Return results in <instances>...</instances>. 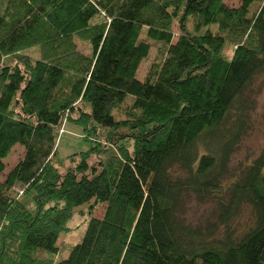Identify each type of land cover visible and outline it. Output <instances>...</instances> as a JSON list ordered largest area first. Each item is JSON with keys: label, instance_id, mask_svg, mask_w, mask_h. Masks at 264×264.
<instances>
[{"label": "trees", "instance_id": "1", "mask_svg": "<svg viewBox=\"0 0 264 264\" xmlns=\"http://www.w3.org/2000/svg\"><path fill=\"white\" fill-rule=\"evenodd\" d=\"M147 39L163 52L140 79ZM263 72L264 0H0V175L26 149L0 181V264H264V148L228 179ZM67 120L92 146L62 172ZM186 195L215 200L216 221L188 223ZM92 200L103 217L55 260Z\"/></svg>", "mask_w": 264, "mask_h": 264}, {"label": "rangeland", "instance_id": "2", "mask_svg": "<svg viewBox=\"0 0 264 264\" xmlns=\"http://www.w3.org/2000/svg\"><path fill=\"white\" fill-rule=\"evenodd\" d=\"M242 0H226L229 6L238 7L241 5ZM173 30L176 37L180 34V28L178 21H174ZM142 37L146 39L145 30L143 31ZM173 40L174 42L177 40ZM151 42L152 48L149 56L143 60L140 65L138 78L143 79L152 68L155 62H158L162 57L163 44L161 42L147 39ZM79 49L85 53L90 52V45L87 40H77ZM39 47H31L23 50V53L31 56L39 55ZM228 55L231 56L233 53L232 48H229ZM12 58L5 57V62H11ZM249 98L248 107L249 119L247 120V128L245 134L242 136L238 143L234 153L231 156L229 164V175L228 179L233 176H238L245 167L255 159L264 148V72L259 74L252 85L249 87L247 92ZM64 127V131L61 132ZM57 141V155L55 157L56 164L60 171L64 172L69 166L75 164L71 159L81 158V153L90 150L92 143L87 141L84 137V129L71 123L68 120L64 122L60 129V134ZM26 152L25 147L22 144H16L9 155L4 159L6 168L5 171L0 175V181H4L9 172L16 166V164L24 157ZM78 154V155H74ZM74 155V156H72ZM97 156H92L91 161H96ZM225 180V182L228 181ZM26 186L17 184L13 193L18 197H21L24 201H28L24 191ZM94 200L91 202L79 206L76 208L74 217L68 222V230L61 233L58 246L59 253L55 256V260L67 256L70 248L79 243L86 231L88 221L91 217L101 218L104 215L106 204L101 203L94 207ZM31 207L35 209V205L31 204ZM182 217L193 225H205L209 221H216L217 219V204L213 199L202 200L195 195H186L184 198V206L182 209ZM251 210L245 207L236 221L233 223L238 229L243 228L252 219Z\"/></svg>", "mask_w": 264, "mask_h": 264}, {"label": "built area", "instance_id": "3", "mask_svg": "<svg viewBox=\"0 0 264 264\" xmlns=\"http://www.w3.org/2000/svg\"><path fill=\"white\" fill-rule=\"evenodd\" d=\"M63 131H64V127L62 128L61 132H63Z\"/></svg>", "mask_w": 264, "mask_h": 264}]
</instances>
